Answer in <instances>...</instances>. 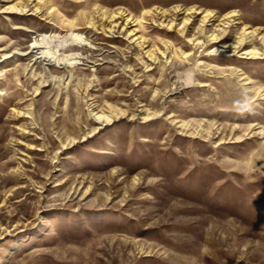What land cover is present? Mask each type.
Instances as JSON below:
<instances>
[{
    "label": "rangeland",
    "instance_id": "obj_1",
    "mask_svg": "<svg viewBox=\"0 0 264 264\" xmlns=\"http://www.w3.org/2000/svg\"><path fill=\"white\" fill-rule=\"evenodd\" d=\"M0 264H264V0H0Z\"/></svg>",
    "mask_w": 264,
    "mask_h": 264
},
{
    "label": "bare ground",
    "instance_id": "obj_2",
    "mask_svg": "<svg viewBox=\"0 0 264 264\" xmlns=\"http://www.w3.org/2000/svg\"><path fill=\"white\" fill-rule=\"evenodd\" d=\"M71 36L73 35V34H70ZM68 37L67 36V38L66 39H64V41H61V43H62V45L66 48V47H69V46H77L78 44H80V39H79V37ZM44 43V41H42V42H39L38 43V45H36V47H41L42 45L41 44H43ZM37 44V43H36ZM83 45V44H82ZM82 45H78V46H82ZM34 46H35V44H34ZM33 46V47H34ZM45 55V54H44ZM66 57V56H65ZM68 57V56H67ZM63 60V59H62ZM66 60V59H65ZM58 62H59V60H58ZM60 63H65V61H63V62H60ZM69 65V64H68ZM101 118V117H100ZM99 118V119H100Z\"/></svg>",
    "mask_w": 264,
    "mask_h": 264
}]
</instances>
